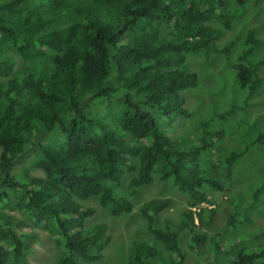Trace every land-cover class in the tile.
<instances>
[{
  "label": "trees",
  "instance_id": "obj_1",
  "mask_svg": "<svg viewBox=\"0 0 264 264\" xmlns=\"http://www.w3.org/2000/svg\"><path fill=\"white\" fill-rule=\"evenodd\" d=\"M235 17L223 0H0V264H26L33 228L51 231L61 248L57 264L101 260L111 237L104 224L85 229L94 211L81 203L90 198L114 217L144 218L159 248L131 241L126 264H198L183 251V236L192 252L202 246L204 258L205 208L195 214L197 225L193 209L205 204L215 213L209 192L228 191L232 165L248 147L264 144V131H241L236 121L241 139L218 129L190 135L184 150L170 128L175 117L190 115L182 93L199 83L183 69L186 54L219 53L220 30L210 23L231 30ZM235 70L240 87L253 91L256 67ZM214 139L223 149L244 148L221 160L210 154ZM155 178L186 203L179 223L159 222L170 199L135 211L118 193L124 180L134 196ZM232 263L264 264V251L238 250Z\"/></svg>",
  "mask_w": 264,
  "mask_h": 264
},
{
  "label": "rangeland",
  "instance_id": "obj_2",
  "mask_svg": "<svg viewBox=\"0 0 264 264\" xmlns=\"http://www.w3.org/2000/svg\"><path fill=\"white\" fill-rule=\"evenodd\" d=\"M223 1L236 17L231 30H225L218 21L217 24L210 23L211 27L220 30L215 43L220 52L209 57L203 53L190 52L186 54L183 65L185 71L196 73L199 79L196 87L182 93L185 99L184 108L190 115L177 116L171 122L170 129L178 136L174 140L178 141L180 148L184 150L187 149L184 144L191 143L188 139L190 135L209 134L218 129L228 132H224L226 138L232 133L234 139H241L244 135L233 130L236 121L241 131H251L253 125V129L264 131V0H260L258 4L251 0L244 6L238 5L237 0ZM257 63L259 66H256ZM238 65L256 67L255 77L258 81H254L253 91L240 87L235 70ZM230 110L233 111L227 114ZM162 117L160 116L158 122L161 124L169 122ZM254 132L256 131H251ZM193 140L198 141L199 137ZM220 141L213 140L216 150L210 154L220 155L221 160L230 149L244 148L240 143H233L231 148L223 149ZM201 161L205 163L206 160L202 158ZM216 169H221V166L217 165ZM230 174L231 181L223 184L225 188L223 191L228 190L227 192L221 193L216 190L209 192L213 199H217L218 208L215 213L209 210L210 207L202 206L205 208L201 215L204 222L200 231L206 235L204 247L207 250L204 258L201 254L202 246H194L195 250L192 252L193 250L188 248L190 237H182L183 251L187 252L186 254H193L189 257L198 260V264H231L238 250L246 254L264 251V144L248 147L246 153L232 165ZM31 175L43 176L40 171H32ZM222 182L224 183V179ZM126 188L127 180H124L118 193L127 196L126 199L130 201L135 211L147 201L170 199L171 205L160 215L159 222L161 224L168 218L173 223H178L179 210L182 208L180 205L183 202L179 193L173 192L156 178L151 184L139 189L134 196H128ZM81 204L94 211L93 215L85 220V229L104 224L111 237L101 260L82 264H126L125 251H128V245L134 240L150 242L159 248L146 231V223L140 214L132 212L113 217L108 210L100 207L96 198H90ZM198 211L196 209L195 213ZM195 224H198L197 219ZM210 241L219 245L216 252L211 250ZM60 254V246L51 231L45 229L38 236L28 263L57 264Z\"/></svg>",
  "mask_w": 264,
  "mask_h": 264
},
{
  "label": "clouds",
  "instance_id": "obj_3",
  "mask_svg": "<svg viewBox=\"0 0 264 264\" xmlns=\"http://www.w3.org/2000/svg\"><path fill=\"white\" fill-rule=\"evenodd\" d=\"M141 189V188H140ZM129 202V201H128ZM130 204V203H129ZM171 205V204H170ZM205 204H203L202 206H204ZM180 206H182V208L179 210V219H178V223L180 222V220L182 221L183 220V218H186V211L188 210V207H187V205H186V203L184 202V200H183V202L181 203V205ZM200 207V208H197V210H199L197 213H199L200 212V210L202 209V208H204V207ZM193 211H194V215H193V218H194V223H195V220L197 219V217L195 216V212H196V209H193ZM114 217V216H113ZM196 225V224H195ZM164 227V225L162 224L161 225V228H163ZM33 230V232H35L36 233V235H37V240L29 247V249H28V252H30L31 250H32V248L36 245V243H37V241H38V233L35 231V229L33 228L32 229ZM24 233H26V229L23 231ZM28 261H29V259L28 258H24V262L26 263V264H29L28 263ZM233 262V260L231 261V264H234V263H232Z\"/></svg>",
  "mask_w": 264,
  "mask_h": 264
},
{
  "label": "crops",
  "instance_id": "obj_4",
  "mask_svg": "<svg viewBox=\"0 0 264 264\" xmlns=\"http://www.w3.org/2000/svg\"><path fill=\"white\" fill-rule=\"evenodd\" d=\"M211 208V207H210ZM35 231L38 233V235L41 234V231L45 230V229H40V228H34ZM30 254H31V251L30 252H27V254L25 255V258H28L30 259Z\"/></svg>",
  "mask_w": 264,
  "mask_h": 264
}]
</instances>
